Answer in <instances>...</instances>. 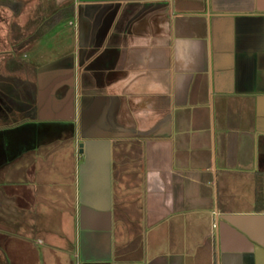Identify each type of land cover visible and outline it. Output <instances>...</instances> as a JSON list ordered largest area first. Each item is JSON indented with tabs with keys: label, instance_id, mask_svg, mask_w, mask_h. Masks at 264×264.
<instances>
[{
	"label": "crops",
	"instance_id": "crops-1",
	"mask_svg": "<svg viewBox=\"0 0 264 264\" xmlns=\"http://www.w3.org/2000/svg\"><path fill=\"white\" fill-rule=\"evenodd\" d=\"M6 177L12 239L63 256L72 193L79 264H264V0H0Z\"/></svg>",
	"mask_w": 264,
	"mask_h": 264
},
{
	"label": "rangeland",
	"instance_id": "rangeland-1",
	"mask_svg": "<svg viewBox=\"0 0 264 264\" xmlns=\"http://www.w3.org/2000/svg\"><path fill=\"white\" fill-rule=\"evenodd\" d=\"M60 25H63L65 28L67 26V21H61ZM59 25V26H60ZM68 30V29H67ZM55 34V33H52ZM68 34V32L66 33ZM54 36V35H53ZM50 40V39H48ZM35 50H33L34 52ZM43 54L47 50H42ZM66 52L72 51V43L70 42L69 46L65 48ZM47 53V52H46ZM48 54V53H47ZM29 54L27 61H45L47 55L39 59H33V55ZM42 55V54H41ZM48 57L51 59L50 54ZM44 59V60H43ZM59 149H56L54 157L58 159L59 167L58 172H63L66 177V183L69 190H72L71 182L69 176L73 172V158H72V146L70 144H64L63 147L58 146ZM52 149V148H51ZM51 177L56 178L57 172L50 170ZM7 177L3 184L0 185V264H79L78 261L74 258V231L75 223L73 218V201L72 193L65 192L63 195L65 199V236L69 239V242L65 243V249L68 253L63 256L59 251L51 248L52 238H40L41 242L32 236L29 244L14 240L11 237V229L9 225V212H10V200L8 198V184ZM48 203H56L57 197L55 193L47 191L46 194ZM52 211V212H51ZM44 216V226L47 228V232H52L53 230L60 229L58 222L55 216L56 209H51ZM118 264H139L136 261H125Z\"/></svg>",
	"mask_w": 264,
	"mask_h": 264
},
{
	"label": "trees",
	"instance_id": "trees-1",
	"mask_svg": "<svg viewBox=\"0 0 264 264\" xmlns=\"http://www.w3.org/2000/svg\"><path fill=\"white\" fill-rule=\"evenodd\" d=\"M71 13H72L71 4L68 3L60 7L53 6L52 8H50L49 12L47 13V16L34 17L29 22V25L30 26L32 24L35 25L37 29L36 31L27 35L24 42H22L21 45L17 46L18 49H21V47L31 43L32 41L44 35L47 29L52 27L54 24L58 23L61 19L71 16ZM17 29H19V27H17ZM16 35H17V40L19 41V38L22 35H20V33ZM263 198H264V188L261 184L257 186V190L255 192L256 204L259 205L263 201Z\"/></svg>",
	"mask_w": 264,
	"mask_h": 264
},
{
	"label": "flooded vegetation",
	"instance_id": "flooded-vegetation-1",
	"mask_svg": "<svg viewBox=\"0 0 264 264\" xmlns=\"http://www.w3.org/2000/svg\"><path fill=\"white\" fill-rule=\"evenodd\" d=\"M70 127V126H69ZM57 128V126H49V131H50V135L52 134V130H54V129H56ZM58 129H59V127H58ZM69 130V129H68ZM68 141H71V136L68 138ZM50 142H51V138H50Z\"/></svg>",
	"mask_w": 264,
	"mask_h": 264
},
{
	"label": "water",
	"instance_id": "water-1",
	"mask_svg": "<svg viewBox=\"0 0 264 264\" xmlns=\"http://www.w3.org/2000/svg\"><path fill=\"white\" fill-rule=\"evenodd\" d=\"M78 147H79L80 149H82V145H79Z\"/></svg>",
	"mask_w": 264,
	"mask_h": 264
}]
</instances>
